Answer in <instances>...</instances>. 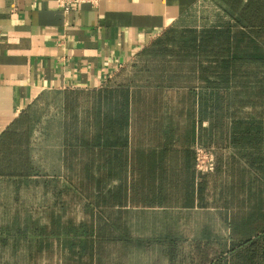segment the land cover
<instances>
[{"label": "trees", "instance_id": "obj_1", "mask_svg": "<svg viewBox=\"0 0 264 264\" xmlns=\"http://www.w3.org/2000/svg\"><path fill=\"white\" fill-rule=\"evenodd\" d=\"M214 1L225 19L201 29L169 28L142 51L129 82L107 90L105 97L117 99L111 105L114 114L105 117L104 133L91 136L89 113L77 132L73 124L67 127L71 149L74 141L80 146L76 155L83 179L77 190L86 207L81 224L70 223L63 231L77 234L84 257L68 264H125L111 258L108 246L141 241L121 207L128 198L126 182L101 195V202L91 198V148L102 140L127 145L121 135L129 127L147 131L149 142L163 148L148 154L140 167L132 203L229 211L227 236L205 231L202 237L211 240L196 239L188 251L178 232L157 236L168 264H264V0ZM165 97H178V105L168 111ZM197 110L210 120L206 141L201 132L196 138ZM31 135L25 115L0 135V177L38 173ZM197 143L210 148L231 144L236 153L226 159L220 154L214 171L199 172L197 179L190 161ZM176 145L190 148H172ZM123 153L113 165L121 174ZM51 220L50 229L36 232L58 237L60 218L52 213ZM77 241L72 238V246Z\"/></svg>", "mask_w": 264, "mask_h": 264}, {"label": "crops", "instance_id": "obj_2", "mask_svg": "<svg viewBox=\"0 0 264 264\" xmlns=\"http://www.w3.org/2000/svg\"><path fill=\"white\" fill-rule=\"evenodd\" d=\"M222 18L226 16L214 0H103L98 6L83 3L70 12L63 11L55 0H0V135L25 115L32 128V157L38 171L27 178L0 177V187L8 181L18 182L19 191L23 187L30 188L28 192L39 199L37 205L27 207L29 213L38 215H30L32 220L28 222L31 225H28L31 230L27 235L28 264H44L38 260L52 257L55 251L60 261L57 264L84 259L77 234L63 232L65 226L72 223L77 227L84 219H76L70 214L73 207L83 203L82 194L77 190V183L82 181L83 175L77 159L79 155H76L80 146L74 141L71 149V141L66 138V135L70 136L67 127L73 124L74 132H77L89 113L91 136L104 133L105 117L114 114L111 105L117 99L105 97V94L107 90L129 82L134 64L144 49L171 27L201 29ZM57 91L64 94L63 105L57 115L49 117L59 123L57 146L60 158L51 165V170L50 167L46 169L44 162L35 160V136L40 134L43 143L51 132L40 124V116L35 118L34 109L44 94ZM165 100L170 107L168 111L178 105V97H165ZM200 114L197 110L195 134L198 139L201 132L206 141L210 136V120ZM121 136L128 140L127 145H113L102 140L91 148L93 201L99 199L101 202V195H109L120 182H126L128 198L121 207L129 217L148 211L208 214L221 223H214L210 218L202 224L196 222L194 229L199 232L189 245L196 239L204 243L210 241L202 237L205 231L228 235L229 211L226 209L199 206L166 208L132 203L130 197L136 193L132 191V182L140 174V167L148 154L162 153L163 148L150 143L148 132L138 130V127H129ZM177 147L183 148L177 145L172 148ZM186 148L188 146L183 149ZM120 150L124 151L122 174L113 167ZM191 150L190 161L198 179L196 153L192 147ZM214 150L216 162L220 154L226 159V156L236 153L234 147L227 143ZM69 157H72L71 162ZM226 180L229 182V178ZM52 213L62 215L58 225L62 232L58 237L38 234V229L51 228ZM40 215H46L48 219L43 220ZM4 225L0 227V243L9 245L12 236H17L15 230L18 225L13 221ZM72 238L77 241L73 246ZM0 264L12 263L0 259Z\"/></svg>", "mask_w": 264, "mask_h": 264}, {"label": "rangeland", "instance_id": "obj_3", "mask_svg": "<svg viewBox=\"0 0 264 264\" xmlns=\"http://www.w3.org/2000/svg\"><path fill=\"white\" fill-rule=\"evenodd\" d=\"M42 97L43 98L40 99L37 107L34 109V115L35 118L38 116L41 117L40 124L42 126L44 125L45 129L49 130L51 133H49L43 143L40 134L35 136L37 139L35 142L37 147H35L37 150V154L35 153V160L40 163L44 162L47 165L46 169H49L48 167H50L52 170L53 166L51 165L58 162L60 158L57 146L60 134L58 133V120L56 121L49 116L57 115L61 110V106L63 105L62 97H64V94L59 91L49 92ZM212 149L214 150L213 147ZM18 187V182L14 183L10 181L3 183L2 187H0V227H4L5 223L12 221L14 225L15 223L18 225L15 230L17 236H12L9 245L0 243V259L12 264H28L27 235L31 230L28 228V225L31 227L28 222L32 220V216L30 215H35L34 217H38V215L35 213H29L27 207L28 205L34 207L37 205L36 203L39 199H37L35 197L36 195L34 196L33 193L28 192V189L30 190V188L23 187L21 188L22 190L19 191ZM31 190L37 191L32 188ZM70 214L76 219L85 217L86 207L84 202L78 204L75 208L73 207ZM57 215L59 218L62 216L60 214ZM40 217H43V220H46V218L48 219V216L46 215H40ZM208 219L214 223H221V221L215 220V217L208 214L188 211H176L170 213L148 211L134 213L129 217V224L134 237L136 239L140 238L141 241H133L127 246H124L122 243H114L108 246V251H110L112 259H116L115 261H120L125 264H167V258L164 253H162V246H160L157 236L166 234L168 232L167 230H171L172 228V231L175 233L178 232L186 238L183 247L185 251H188L191 239L199 232L194 229L195 223L199 222L202 224V222H206ZM3 229L2 231L6 232ZM38 262L44 264H57L60 262L58 252L55 251L52 257L46 259L41 258Z\"/></svg>", "mask_w": 264, "mask_h": 264}, {"label": "built area", "instance_id": "obj_4", "mask_svg": "<svg viewBox=\"0 0 264 264\" xmlns=\"http://www.w3.org/2000/svg\"><path fill=\"white\" fill-rule=\"evenodd\" d=\"M57 5L65 12H70L78 9L83 3H89L93 6H98L103 0H55ZM196 167L201 173L214 171L216 166V154L212 148L206 147L203 144L196 145Z\"/></svg>", "mask_w": 264, "mask_h": 264}]
</instances>
